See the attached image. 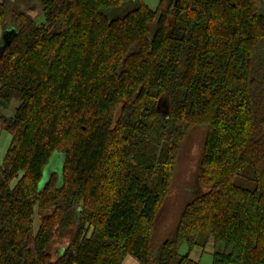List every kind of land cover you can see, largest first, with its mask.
Returning a JSON list of instances; mask_svg holds the SVG:
<instances>
[{
	"label": "trees",
	"instance_id": "obj_1",
	"mask_svg": "<svg viewBox=\"0 0 264 264\" xmlns=\"http://www.w3.org/2000/svg\"><path fill=\"white\" fill-rule=\"evenodd\" d=\"M21 1L0 0V30L17 33L0 58V264H200L210 240L212 264H264V0H31L40 25ZM199 128L209 190L153 250ZM55 234L70 242L52 255Z\"/></svg>",
	"mask_w": 264,
	"mask_h": 264
},
{
	"label": "rangeland",
	"instance_id": "obj_2",
	"mask_svg": "<svg viewBox=\"0 0 264 264\" xmlns=\"http://www.w3.org/2000/svg\"><path fill=\"white\" fill-rule=\"evenodd\" d=\"M10 1L14 2L15 0ZM160 1L161 0H144V3L151 11H156L159 7ZM41 8L42 7L39 3L31 0H22L12 7V9L16 11L29 12L32 10L30 15L39 25L45 22ZM18 105V101L13 100L9 111L5 114L7 116H12ZM205 139L206 131L201 128L195 129L191 132V134L188 135L184 145L181 148L175 169L172 188L166 200L164 201L163 207L155 225L152 236L153 250L159 248L164 241L170 239L173 236L179 224L182 212L188 202H190L195 196L209 190L208 187L200 185L197 179L198 168L204 150ZM10 145L11 135L6 131H0V167L4 162ZM63 158V152L55 153L50 163L44 170V176L47 177L53 173H60ZM245 176L249 177L250 175L245 174ZM236 182L239 185H243L247 188L253 187V185H249L245 180L242 179H238ZM15 183L16 182H13L12 185H15ZM39 224V211L36 207L34 214L35 232L38 231ZM69 240V238H60L57 234H55L54 241L50 244L49 252L52 255H55L69 244ZM215 249L221 252L223 251L224 247L222 245L215 246L213 241L210 240L206 246L194 248L190 253V257L192 260L200 262V264H212V253ZM188 251V248L184 246L180 254L187 255ZM122 264L138 263L133 257L128 256L124 259Z\"/></svg>",
	"mask_w": 264,
	"mask_h": 264
},
{
	"label": "water",
	"instance_id": "obj_3",
	"mask_svg": "<svg viewBox=\"0 0 264 264\" xmlns=\"http://www.w3.org/2000/svg\"><path fill=\"white\" fill-rule=\"evenodd\" d=\"M179 1L180 0H174V8L178 5ZM16 34L17 33L15 29H8L2 33V38H1L2 46L0 47V58L2 57L5 49L11 44ZM49 180H50V176L47 177L44 176L39 185L40 189H44L46 184L49 182Z\"/></svg>",
	"mask_w": 264,
	"mask_h": 264
},
{
	"label": "crops",
	"instance_id": "obj_4",
	"mask_svg": "<svg viewBox=\"0 0 264 264\" xmlns=\"http://www.w3.org/2000/svg\"><path fill=\"white\" fill-rule=\"evenodd\" d=\"M2 33H3V30H0V43H1Z\"/></svg>",
	"mask_w": 264,
	"mask_h": 264
}]
</instances>
